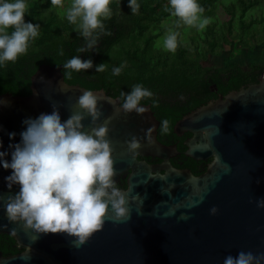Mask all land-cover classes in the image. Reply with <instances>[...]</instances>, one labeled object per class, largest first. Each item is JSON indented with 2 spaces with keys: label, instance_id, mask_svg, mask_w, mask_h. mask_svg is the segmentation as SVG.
Here are the masks:
<instances>
[{
  "label": "water",
  "instance_id": "95a60500",
  "mask_svg": "<svg viewBox=\"0 0 264 264\" xmlns=\"http://www.w3.org/2000/svg\"><path fill=\"white\" fill-rule=\"evenodd\" d=\"M62 68L41 65L31 77L30 96L0 94V101H6L0 103V139L9 161L10 145L21 141L26 118L50 113L54 103L62 120L77 110L86 88L65 82ZM95 92L105 97L100 101L101 123L112 117L114 179H126L131 218L118 223L107 219L87 243L77 247L67 233L37 236L23 222L10 221L0 203V234L13 237L24 248L8 257L0 252V264H223L225 256L241 249L264 251V209L255 203L264 196V78L219 95L175 124V134L192 135L186 143L187 157L212 159L199 176L171 164L177 148L158 140L160 122L150 104L144 114L126 113L120 98L103 89ZM84 123L90 130L91 116ZM153 124V143L145 138L139 154L130 155L126 141L133 134L145 136L143 130ZM12 131L15 138L8 135ZM198 143L211 147L202 150L195 147ZM146 156L160 159L161 164L141 160ZM12 171L0 164V194L5 196L19 191V185L7 186L5 177ZM213 206L219 209L215 215Z\"/></svg>",
  "mask_w": 264,
  "mask_h": 264
},
{
  "label": "clouds",
  "instance_id": "9594fccd",
  "mask_svg": "<svg viewBox=\"0 0 264 264\" xmlns=\"http://www.w3.org/2000/svg\"><path fill=\"white\" fill-rule=\"evenodd\" d=\"M51 2L65 9L67 20L86 39L89 49L97 44L98 36L105 30L104 21L112 15L111 0H71L66 8L65 0ZM128 3L132 13L139 11L138 0H128ZM27 9V0H0V66L15 62L27 53L30 43L40 34L39 24L25 20ZM165 9L177 18L178 27L187 25L204 30L211 20L203 14L205 9L199 0H168ZM179 35L177 29H168L162 37L163 47L175 52ZM85 50L84 47L77 49L81 53ZM256 51L257 48L251 54ZM60 55H63V49ZM248 62L249 65L255 63ZM126 63L124 61L119 66H113V74L119 75ZM243 64L244 68L249 66ZM63 66L70 70V76L71 70L91 69L94 61L74 55ZM95 67L102 72L107 64L100 63ZM98 93L90 88L84 89L78 98L77 110L71 111L67 119L62 120L55 103L50 113L26 118L23 121L26 127L20 132L21 141L10 145L13 149L10 161L6 158L8 153L3 150V140L0 139V164L5 169L13 170L5 177L7 186L11 189L19 185V191L14 194H0V203H3L10 221L23 222L26 229L37 236L67 233L75 238L74 242L79 247L87 243L107 219L118 223L131 218L129 197L126 195L129 191L122 189L114 179L117 173L109 139L112 117L105 118L101 123L104 113L100 101L105 97ZM153 96L149 88L137 83L130 92L121 93L120 108L126 113L135 111L144 114L148 106L141 101ZM109 102H112L110 98ZM87 116L92 118L90 130H86L84 123ZM155 128L153 124L143 130L145 136L133 134L126 141L130 155L139 154L145 138L148 144L153 143ZM161 128L164 133L170 131L168 119L161 122ZM8 135L15 138L17 133L12 131ZM195 147L204 150L211 145L198 143ZM255 203L264 209V196L258 197ZM218 211L217 206L211 208L213 215ZM182 218L188 219V216ZM223 264H264V251L255 253L241 249L236 255L229 253L225 256Z\"/></svg>",
  "mask_w": 264,
  "mask_h": 264
},
{
  "label": "trees",
  "instance_id": "16d2710c",
  "mask_svg": "<svg viewBox=\"0 0 264 264\" xmlns=\"http://www.w3.org/2000/svg\"><path fill=\"white\" fill-rule=\"evenodd\" d=\"M218 1L199 0L205 9L203 14L208 17L215 16L219 8ZM27 2L25 20L39 24L40 34L30 43L27 53L22 54L15 62L10 61L5 66H0V94L30 96L31 77L41 65L62 66L64 79L68 84L90 88L93 91L103 89L109 96L120 98L121 101L122 92H130L132 86L142 83L154 96L145 98L141 103L151 105L160 122L159 132H162L161 122L168 119L169 132L172 134L177 119L218 98V94L212 93V88L216 87L219 94L227 95L258 83L261 77L264 59L250 64L247 68L243 67V62L235 59L237 56L241 59L242 50L250 51L245 38L249 33L248 29L264 23V0H233L228 11L230 20L227 31L232 38L223 35L220 40H224V43L220 44L211 38L210 31L207 35L211 41L203 53L198 52V47L193 41L183 39L180 35L175 52L156 49L166 31L159 30L154 33V30H158L168 19L175 22L177 20L165 9L168 0H138L140 9L137 13H132L128 0H111L112 15L104 21L105 30L98 36L97 44L91 49L87 48L86 39L79 35L76 26L66 17L63 21L56 14L43 18L45 11L56 7L52 5L51 0ZM255 7H259L260 13L251 16L247 22L248 12ZM250 33L256 42L258 36L264 38V27L262 30H251ZM225 45L232 46L230 56H234V61L230 60L220 66L203 64L210 57L221 55ZM80 47L86 50L78 52ZM218 48L221 49L220 54ZM61 49L63 55H60ZM74 55L92 59L94 66L78 72L71 70L72 74L69 76L70 70L64 69L63 64ZM124 61L127 63L123 71L114 75L113 66H119ZM100 63L107 64L102 72H98L95 67ZM173 93H177L174 98L179 97V101L170 105L172 97L168 95L172 96ZM159 96H163L166 103L170 104H166ZM210 161L189 169L195 176L202 175ZM199 168L205 170L201 172L197 170ZM121 186L125 188L127 184L123 182ZM2 237L4 240L0 241V251L21 253L24 250L17 245L13 237L0 234V238ZM2 242H5V245H2ZM14 246L19 248L14 250Z\"/></svg>",
  "mask_w": 264,
  "mask_h": 264
},
{
  "label": "rangeland",
  "instance_id": "374dc122",
  "mask_svg": "<svg viewBox=\"0 0 264 264\" xmlns=\"http://www.w3.org/2000/svg\"><path fill=\"white\" fill-rule=\"evenodd\" d=\"M28 1V0H27ZM30 1V0H29ZM71 0H65V8L70 4ZM233 4V0H219L218 1V10L215 13V16L210 17V23L206 26V28L204 30H198L195 27H190L187 25H180L179 27L177 26L176 22L173 21L172 19H168L165 22L162 23V25L160 26V28L158 30H154V33H158L159 30H164V31H168V29L173 28V29H177L180 32V36L185 39L187 38L188 40L193 41L196 46L198 47V52L199 53H203L205 51V49H207L208 47V43H210V39L208 37V33L211 31V38H214V40H216L218 43L223 44L224 40L221 41L220 38L225 35L227 36V38H232V36H229L227 34L228 31V21L230 20V16L228 15V11L230 10L231 6ZM259 7H255V9H252L248 12V17H247V22H249V20L251 19V16H255L257 14H259ZM64 11L65 9L59 8L58 6L56 7H52V9L45 11L44 13V17L46 18L49 15H53L56 14L61 21L64 20V18L66 17V15H64ZM264 27V23L260 24V25H255L254 27L248 29L249 33L246 34L245 38H247L246 42L249 45V49L250 52H247L246 50H242L241 52V59L239 56L235 58H233L234 56L231 55L230 56V52L232 50V46L231 45H225V49L224 52L221 53V49L218 48L219 53H221V55L218 56H213L210 57V59H208L207 61H204L203 64L205 66H216V65H223L226 62L234 61V59L236 61H241L244 63L245 59H247L248 57L250 58V61H254V62H260L261 59H264V38L262 36H258L257 41H253L254 38L252 39L251 37V33L250 31L254 30V29H258V30H262V28ZM166 29V30H165ZM166 33H164L165 35ZM163 35V36H164ZM260 47V48H259ZM257 48V51L255 54H251L253 51H255ZM157 50H165V48L163 47V42L162 39L160 40V42L157 44L156 46ZM226 60V61H224Z\"/></svg>",
  "mask_w": 264,
  "mask_h": 264
},
{
  "label": "flooded vegetation",
  "instance_id": "af4514ba",
  "mask_svg": "<svg viewBox=\"0 0 264 264\" xmlns=\"http://www.w3.org/2000/svg\"><path fill=\"white\" fill-rule=\"evenodd\" d=\"M212 93L213 94H218V96L221 95V94H219V91H217L216 87L212 88ZM175 94H177V93H173L172 96L171 95H168V96L172 97L170 99L172 101V104L166 103V99L163 96H159V97H160V99L164 100V102L166 104L173 105V104H175V102L179 101V99H178L179 97L178 98H174ZM180 98H182V97H180ZM181 118H183V117H180V119ZM180 119H177L176 123ZM159 128H160V125H159ZM159 128H158V135H157L158 140L161 143H163V144H165L167 146H176V148H177V151H176L175 156L170 159V162H171V164L174 167L179 168V169L187 170L189 168H196V167H198V165L201 166L203 163L209 161V160L208 161H195V160H193L190 157H187L185 155V152L187 151L186 143L192 138L191 133H189V132H182L180 135H177V134H175L174 127H173V133L172 134H171V132L163 133V132H159L160 131ZM141 160H145L146 162H148L149 164H151L153 166H159L161 164V160L158 159V158H156V157H150V156L147 157L146 156V157H143V158L141 157ZM210 160L212 161V159H210ZM208 164L209 163H207V165ZM189 165L192 166V167H190ZM207 165H206L205 169L207 168ZM203 168H199L197 170L203 172L205 170ZM162 173H164V172H162ZM123 182L126 183V179L122 177L120 179V181L118 182V185L122 189L125 190L127 187L124 188V187L121 186V184H123ZM1 235H5V234H1ZM1 240H4V237L0 238V241ZM2 245H5V242H2ZM19 247L14 246L12 249L16 250ZM20 248H23V247H20ZM0 252H2V254L4 256H6V257L13 256L15 254H18V252H11V251H7L5 253L3 251H0Z\"/></svg>",
  "mask_w": 264,
  "mask_h": 264
},
{
  "label": "crops",
  "instance_id": "0c3cea01",
  "mask_svg": "<svg viewBox=\"0 0 264 264\" xmlns=\"http://www.w3.org/2000/svg\"><path fill=\"white\" fill-rule=\"evenodd\" d=\"M260 48V47H259ZM250 60V58L248 57L247 59H245V61H244V63H245V66H248L249 65V61Z\"/></svg>",
  "mask_w": 264,
  "mask_h": 264
},
{
  "label": "built area",
  "instance_id": "2783aa9c",
  "mask_svg": "<svg viewBox=\"0 0 264 264\" xmlns=\"http://www.w3.org/2000/svg\"><path fill=\"white\" fill-rule=\"evenodd\" d=\"M262 77L264 78V67H263V71H262Z\"/></svg>",
  "mask_w": 264,
  "mask_h": 264
}]
</instances>
